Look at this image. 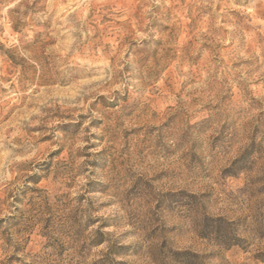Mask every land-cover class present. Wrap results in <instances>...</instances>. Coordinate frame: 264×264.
Segmentation results:
<instances>
[{"label": "rangeland", "instance_id": "1", "mask_svg": "<svg viewBox=\"0 0 264 264\" xmlns=\"http://www.w3.org/2000/svg\"><path fill=\"white\" fill-rule=\"evenodd\" d=\"M0 264H264V0H0Z\"/></svg>", "mask_w": 264, "mask_h": 264}]
</instances>
